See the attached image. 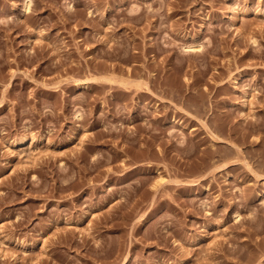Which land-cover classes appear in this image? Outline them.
<instances>
[{
  "label": "rangeland",
  "instance_id": "374dc122",
  "mask_svg": "<svg viewBox=\"0 0 264 264\" xmlns=\"http://www.w3.org/2000/svg\"><path fill=\"white\" fill-rule=\"evenodd\" d=\"M26 1L0 0V264H264V0Z\"/></svg>",
  "mask_w": 264,
  "mask_h": 264
},
{
  "label": "bare ground",
  "instance_id": "6f19581e",
  "mask_svg": "<svg viewBox=\"0 0 264 264\" xmlns=\"http://www.w3.org/2000/svg\"><path fill=\"white\" fill-rule=\"evenodd\" d=\"M26 3V4H25ZM32 0H27L26 2H24V4H25V11L27 12V11H31V9H32ZM28 13V12H27ZM186 48H184L185 49V51H187V52H199V51H201V49H202V47H201V44L199 45V47H198V44L197 45H187V46H185ZM200 47H201V49H200ZM187 80H189V79H187ZM84 84V83H83ZM80 85H82V84H80ZM80 115V114H79ZM80 117V116H79ZM25 139L26 138H22V139H20V140H18V141H16V142H14L13 143V145L14 146H19V145H22L24 142H25ZM220 139V138H219ZM222 140V139H221ZM220 140V141H221ZM228 176V175H227ZM227 178H229V177H227ZM263 192V191H262ZM237 216H235L236 217V220H237V218L239 217L238 216V214H236ZM4 242V241H3ZM3 244V243H2Z\"/></svg>",
  "mask_w": 264,
  "mask_h": 264
}]
</instances>
